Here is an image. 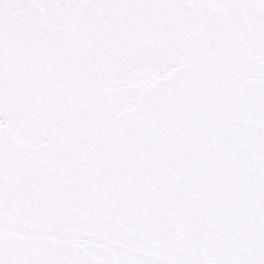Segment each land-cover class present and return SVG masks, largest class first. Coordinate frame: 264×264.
<instances>
[{
    "label": "snow or ice",
    "instance_id": "1",
    "mask_svg": "<svg viewBox=\"0 0 264 264\" xmlns=\"http://www.w3.org/2000/svg\"><path fill=\"white\" fill-rule=\"evenodd\" d=\"M0 264H264V0H0Z\"/></svg>",
    "mask_w": 264,
    "mask_h": 264
}]
</instances>
